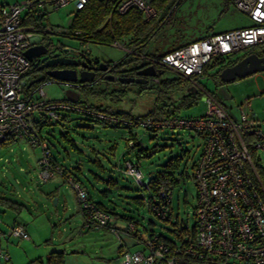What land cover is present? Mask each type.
<instances>
[{"label":"rangeland","instance_id":"obj_1","mask_svg":"<svg viewBox=\"0 0 264 264\" xmlns=\"http://www.w3.org/2000/svg\"><path fill=\"white\" fill-rule=\"evenodd\" d=\"M22 1L0 0V6ZM74 13L71 4L58 9L47 6V13L41 19L40 26L43 36L53 45L77 51L87 46V57L91 59L116 63L123 58L126 51L122 48L111 44L83 43L69 34ZM170 13L158 33L143 47L149 56L209 34L252 24L230 0H182ZM244 53H235L230 58L236 60ZM215 70V67L207 66L203 74L195 77V81L180 84L176 90L163 94L161 98H158V83L152 81L143 84L151 90L141 92L137 91L138 85L123 87L104 79L91 87L76 90L49 79L39 84L44 87V99L47 101L66 100L72 93L86 106H99L111 112L122 111L134 117L143 116L151 109L164 105H168L169 110L175 108L174 116L200 117L207 111L203 97L209 93L224 104V110L234 122L239 121V113L243 111L260 122V130L264 133V72L222 82L215 76ZM159 77L180 78L169 69H165ZM143 85L141 88L146 89ZM193 93L197 97L194 98ZM64 114L65 120L58 123L52 120L43 125L40 136L48 141L60 165L72 171L83 182L92 200L100 202L118 215L132 218L140 232L152 230L173 239L178 231L193 230L195 187L190 175L201 151L202 139L198 135L185 129L152 130L132 126V139L137 145L129 148L125 146L127 128H114L103 122H94L75 111H65ZM62 134L67 135V140L62 138ZM139 149L144 151L143 157H136ZM250 153L264 180V152L251 147ZM40 154L38 147L29 145L24 139L14 141L9 147L0 146V197L22 205L19 206V212L18 209L0 205V218L10 221L15 219L23 226L26 224L24 227L30 236L29 241L16 239L10 240L8 244L3 241V247L0 248L10 252L11 261L25 264L27 257L40 252L39 248L34 247L35 243L38 244V238L40 245H45L49 252L63 251L65 264H120L121 253L134 254L143 250L141 240L134 236L118 233L117 237L107 228H84L72 187L63 182L60 175L45 183L38 180L37 161ZM173 157H179V166L173 171L176 183L171 186L169 215L166 220H162L149 209L151 193L138 184L133 176L125 173L124 161L135 164L141 173V181L145 182L157 173L166 171L164 164ZM94 174L100 180L112 179L114 186L108 188L102 181L94 180ZM102 190H108L106 197L96 194ZM49 192H53L51 198L47 197ZM136 198L141 202H136ZM54 199L58 201L54 202ZM35 231H38L39 237Z\"/></svg>","mask_w":264,"mask_h":264},{"label":"built area","instance_id":"obj_2","mask_svg":"<svg viewBox=\"0 0 264 264\" xmlns=\"http://www.w3.org/2000/svg\"><path fill=\"white\" fill-rule=\"evenodd\" d=\"M118 14L131 9L141 13L144 21L156 16L153 0H109ZM252 22L250 26L206 35L190 41L158 59H151L161 69L174 71L189 79L200 76L206 66L216 65L221 58L245 52L256 46H264V0H230ZM88 0H23L0 6V145L9 139L25 138L29 145L41 151L37 161V178L45 183L59 174V168L49 153L47 142L39 136L35 117L46 114L58 121L62 109H75L100 116L89 106H79L61 101L44 99V87L38 85L27 97L23 95L21 76L37 61H29L24 52L33 44L34 27H26L27 15L45 14L47 6L58 9L71 4L81 10ZM43 33V30H41ZM111 45L125 49L124 41L114 40ZM68 48V47H67ZM87 56V46L81 51ZM159 76L149 81L159 83ZM71 87V84H63ZM147 87V85H145ZM205 115L195 118L169 116L123 120V123L140 125L145 129H185L202 139L201 151L192 166L190 178L195 187V217L192 231H178L172 240L157 234L136 232L128 224L127 233L139 235L143 250L119 256L120 264H264V180L255 166L250 148L264 152V133L256 121L243 111L239 122L226 113L223 106L209 93ZM113 122L119 119L110 116ZM131 144V142H130ZM126 173L141 181V173L126 163ZM66 178V177H65ZM67 183L75 192L85 227L106 228L111 217L92 204L86 191L73 178ZM149 180V179H148ZM148 180L143 182L147 184ZM159 200L168 202L171 191H158ZM159 204V202H158ZM155 216L163 219L167 208L153 206ZM118 237V232L114 231ZM2 233L0 232V239ZM7 236L28 239L23 225H14ZM9 255L0 249V262L7 263Z\"/></svg>","mask_w":264,"mask_h":264},{"label":"trees","instance_id":"obj_3","mask_svg":"<svg viewBox=\"0 0 264 264\" xmlns=\"http://www.w3.org/2000/svg\"><path fill=\"white\" fill-rule=\"evenodd\" d=\"M181 1L182 0H153L152 5L156 9V16L149 21H144L141 16V13L137 10L131 9L125 14H118L114 10V4L110 2L109 0H88L87 4L81 10L75 11L73 19L71 21L70 31L68 33L79 38L81 42L83 43L84 42H95V43H100V44H111L114 40L124 41L126 53L123 56V58H121L115 64H118L119 67H126L130 65V67H133L132 69L133 71H137L146 65H154L157 70H163L164 72L165 69L159 68V66L153 63L151 59H158L162 55L166 54L167 52H170L184 44L176 45L172 48H169L166 52L160 53L158 55H151V56H149L148 53H145V50L143 49V47H145L148 44V42L151 40L154 34L158 33L161 24L164 21H166L167 18L172 14L170 13V11L172 12ZM43 18H44L43 14H36V15L31 14L29 16L27 15V17L24 19L25 20L24 23L27 26L34 27L38 32L42 30L40 26H41V19ZM261 47H264V46H261ZM225 61H226L225 58H221L216 62V64L219 65V69H217L215 72L216 77L221 69H223L224 67L230 66L236 62V60H233L231 62H227V64L225 65L220 66V64L224 63ZM213 66L214 65H212L211 67ZM38 76H39V70L37 67H31L22 74L21 81L23 82L24 97H27V95L35 87H37V84H33L31 87H27V84L29 83L30 80ZM158 80H159L158 90L160 92L158 98H161L163 94L176 90L180 84H187L188 82L195 81V77L189 78V79H186L183 77L174 78V79H161V77H158ZM86 87L88 86L83 85L82 88H86ZM141 87H138L137 89L138 92L151 90L150 87H146V89H143ZM197 94L199 93L197 92ZM192 96L194 98L197 97L195 93H193ZM61 102H64V103L69 102L68 104L71 103L72 105L86 106L85 104L80 103L78 99L75 101L61 100ZM167 106L168 105H164L162 107H155L151 109L147 114L143 116H139V117H134L132 115L127 116V114L122 111L111 112L99 106H89V107L95 113H99L101 117L97 115L95 116L93 114H88L86 112H79L75 109L65 108V109L60 110L59 114L61 115V118L55 122L58 123L62 120H65V114H64L65 111H75V112L83 114L84 116H87L94 122H103L107 126L110 125L114 128H118L121 126L123 128L128 129V138L126 140L125 146L129 148H133L134 146L137 145V143L133 141L134 139H132L133 135L130 131V128L132 126L135 127V126H140V125H132V124L123 123L122 122L123 120L121 119L130 121L136 118L155 117L157 119H162L165 117L173 116L175 114V110H174L175 108L169 110L167 109ZM110 116L116 117L119 120L116 122H113L110 119ZM48 121H52V119L49 120V117L46 114H40L35 117V124L37 125L39 136H40V130L42 126L48 124ZM62 138L64 140H67V135L62 134ZM12 141L14 140L9 139L0 146L8 147L10 144H12ZM45 141L48 144L50 156L52 157L54 163L59 168L60 173L57 175L64 177L65 182H67L66 180L67 177L73 178L86 191L88 200L92 204H94L96 207H98L99 209L109 214V216L111 217V223L109 227H106V228L109 229L113 233L114 231H117L119 234L123 233V234L134 236L140 239L139 235L136 234V232L137 231L139 233H142V232H140V230L137 229L135 225L136 223L134 222V220L125 215H118L112 209L106 208L100 202L92 200V198L89 195L88 190L84 187L83 182L81 183V181L78 178H76V175L72 173V171H68L67 169L63 168L60 165V163L53 156L48 141L47 140ZM143 155H144V151L139 149L137 151L136 157H143ZM126 163H130L131 165H133L134 168L138 170V167L135 164L131 163L130 161H124L125 173H126ZM137 163H139V161ZM95 164L102 170V167L97 162ZM178 166H179V157L170 158L164 164V168L166 169V171L157 173L154 177L149 178L147 184H143L142 181L140 182L137 181L138 184L142 185L147 191L151 193L149 197V209L150 210L152 209L153 206H161V205H164L167 208L166 215L162 220H166L168 218L169 209H170L169 208L170 200L163 204V202L159 200L158 191L161 188L171 191V186L174 183H176V181L173 178V171H175ZM76 171H79V170L76 169ZM93 178L96 181H102L103 183H105V185L108 188H112L115 184V182L112 179L100 180L98 176L95 174L93 175ZM107 193H108V190H102V191H97L96 194H99L102 197H106ZM136 199H137L136 202H139V203L141 202L140 199L138 198ZM0 205L6 208H10V209L12 208L16 210L19 208H16L14 206H17V207L22 206V205L13 203L12 201H9L2 197H0ZM118 217H121L127 220L125 221V225H124L125 227L118 228L116 226V222H117L116 220L118 219ZM130 223L133 224V226L135 227V230H136L135 233H132V234L127 233V230H128L127 226ZM15 225H21V224H15ZM147 233L156 234L152 230H150V232H147ZM157 235L161 236L162 239H166L167 241L172 240V239L162 236L161 234H157ZM0 264H3V263L0 262ZM26 264H65L64 252L52 250L51 252L48 253V255L46 256L44 260H42L41 258H35L33 260L28 261Z\"/></svg>","mask_w":264,"mask_h":264},{"label":"water","instance_id":"obj_4","mask_svg":"<svg viewBox=\"0 0 264 264\" xmlns=\"http://www.w3.org/2000/svg\"><path fill=\"white\" fill-rule=\"evenodd\" d=\"M49 47H51L50 43L32 44L24 52L29 61L38 62L37 68L39 71L45 69V71H43V73L38 77L30 80L27 84V87H31L33 84H39L46 78H49V80L61 85L69 83L71 85L87 84L88 86H92L97 82V80H94V72H90L88 70L77 72L75 69L71 68H59L66 66H77V61L68 57L60 56L56 50L61 49V47L54 46L48 52ZM61 51H72V49L65 48L61 49ZM261 53L264 54V49H262ZM99 69L105 70L106 64L102 62ZM257 72H264V56H259L256 53H250L246 56H243L234 64L221 69L218 73V77L222 82H231L235 79H241ZM162 73L163 70H157L154 65H149L136 71V75L142 78L134 79L118 77L117 80L123 84L134 82L136 84L143 85L147 82L145 78L160 76ZM114 78L115 77L113 75L104 76V80L112 81ZM66 100L75 101L76 99H71L68 97ZM54 202H56V199H54Z\"/></svg>","mask_w":264,"mask_h":264},{"label":"flooded vegetation","instance_id":"obj_5","mask_svg":"<svg viewBox=\"0 0 264 264\" xmlns=\"http://www.w3.org/2000/svg\"><path fill=\"white\" fill-rule=\"evenodd\" d=\"M48 43H50V46H51L48 48L49 49L48 52L51 50V48H53L54 46H57V45H53L52 42L48 41V39L45 38L43 44H48ZM58 47H61V46H58ZM65 48H67V47H65V46L61 47V49H65ZM61 49H57L56 52H58L60 54V56H64V57L74 59L75 61H77V66H66V67H59V68H71V69H75L77 72L82 71V70H88L90 72H94V80H97V81H99L100 79H104V76H106V75H113L115 78L112 80V82L120 84L123 87L130 85V84L138 85L137 87H141L140 84H136L134 82L129 83V84H123L117 80L118 77H126V78H134V79L142 78V77L136 75V71H133L132 70L133 67H130V65H128L126 67H119L118 64H115V63H109L108 64L107 62H104V61H99L97 59H91L87 56H81L80 54L73 52V51H61ZM67 49H69V48H67ZM262 49H264V47L257 46L251 50L246 51L243 54V56H246L250 53H256L259 56H264V54L261 53ZM102 62H104L106 64L105 70L99 69L100 64ZM147 66H149V65L143 66L142 68L147 67ZM142 68H140V69H142ZM43 71H45V69L42 71H39V75L42 74ZM149 78L148 77L145 78L147 80V82L149 81ZM47 79H49V78H46L45 80H47ZM83 85L88 86L87 84H83ZM83 85H80V84L71 85V87H69V88H73L74 90L81 89L83 87ZM73 96L74 95L71 93L70 98L73 99Z\"/></svg>","mask_w":264,"mask_h":264},{"label":"crops","instance_id":"obj_6","mask_svg":"<svg viewBox=\"0 0 264 264\" xmlns=\"http://www.w3.org/2000/svg\"><path fill=\"white\" fill-rule=\"evenodd\" d=\"M25 21V20H24ZM24 25H25V23H24ZM26 27H32V26H27V25H25ZM32 40H33V44H42L43 42H44V40H45V37L43 36V34H42V32L41 31H38L37 32V30H35L34 32H33V34H32ZM188 43V42H187ZM254 48V47H253ZM252 49V48H251ZM246 52V51H245ZM227 58V57H226ZM225 58V62L224 63H221L220 64V66L221 65H225V64H227V62H231V61H233V59H231L230 57H228L227 59ZM240 59L242 58V56L241 57H239ZM239 58H237L236 59V62H237V60H240ZM213 67H215V69L217 70V69H219V65H214ZM216 70H215V72H216ZM217 77H218V75H217ZM219 78V77H218ZM236 80V79H235ZM74 96H73V99H77V96L75 95V94H73ZM70 97V96H69ZM214 97V96H213ZM222 106H223V108H224V104L222 103V102H220L216 97H214ZM68 101H70V100H68ZM67 103H69V102H67ZM71 104V103H70ZM241 112V111H240ZM240 114V113H239ZM252 118V117H251ZM240 120V119H239ZM239 122V121H238ZM256 122L258 123V126H259V129H261V124H260V122L256 119ZM40 128V127H39ZM20 139H24V140H26L25 138H19V139H15L14 141H16V140H20ZM14 141H12V144L14 143ZM27 141V140H26ZM28 143V142H27ZM12 144H10V145H12ZM9 145V146H10ZM8 146V147H9ZM61 178H62V180H63V182L65 181V179H64V177H62L61 176ZM70 187V186H69ZM52 193L53 192H49L48 194H47V197H49V198H51V196H52ZM74 196H75V200H76V203H77V199H76V195H75V193H74ZM56 201H58V199H56ZM78 204V203H77ZM2 206V205H1ZM4 207V206H3ZM4 208H6V207H4ZM77 209H78V205H77ZM21 210V208L19 207V209L17 210V212H19ZM2 212H4L3 211V209H2ZM81 216H82V214H81ZM80 219H81V221H83V217L81 218L80 217ZM117 222H116V226L118 227V228H123V227H125L124 225H125V221H127V220H125V219H123V218H121V217H118V219L116 220ZM15 224H21L20 222H18V221H16L15 219H13V220H5L3 217H1L0 218V231H1V233H2V236H1V239H0V247H3V241H4V243H6V244H8L9 243V241L10 240H16L15 238H11V237H8L7 236V232H8V230L13 226V225H15ZM23 225V224H22ZM26 224H24V226H25ZM83 227L84 228H88V227H85L84 225H83ZM26 229V228H25ZM26 232H27V234H28V230L26 229ZM39 233H38V231H35V235L36 236H38L39 237V235H38ZM39 239L40 238H38V244H36L35 243V248H39V250H40V252H37V253H34L33 255H31V256H29V257H31V258H29V257H27L26 258V262H25V264L28 262V261H30V260H33V259H35V258H41L42 260H44L45 258H46V256L48 255V253H49V250L45 247V245H40V243H39ZM18 240V239H17ZM30 240V236H29V234H28V241ZM37 245V246H36ZM5 250H7V249H5ZM6 252H9L8 250L6 251ZM51 252V251H50ZM9 254V261L7 262V263H5V264H18L17 262H15V261H11V259H12V257H11V254H10V252L8 253ZM122 254V253H121ZM120 254V255H121ZM119 255V256H120ZM33 257V258H32ZM23 263V262H22ZM4 264V263H3ZM21 264V263H20Z\"/></svg>","mask_w":264,"mask_h":264}]
</instances>
